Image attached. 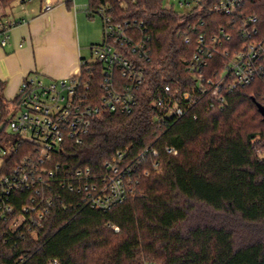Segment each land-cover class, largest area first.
Masks as SVG:
<instances>
[{
	"label": "trees",
	"instance_id": "obj_1",
	"mask_svg": "<svg viewBox=\"0 0 264 264\" xmlns=\"http://www.w3.org/2000/svg\"><path fill=\"white\" fill-rule=\"evenodd\" d=\"M17 1L0 0V5L8 8ZM220 1L203 3L211 8ZM103 4L113 8L118 22H136L145 36L150 58L146 82L132 114L103 115L82 146L69 147L67 167H91L100 174L117 151L136 157L151 148L159 156L147 159L143 170L149 175L141 176L135 194L107 212L61 191L43 226L26 232L24 240L6 242L0 231L1 261L264 264V77L226 95L222 109L210 107L211 96L202 94L190 114L162 128L155 121L159 90L198 88L189 64L201 36L209 42L226 30L234 39L225 47L236 52L244 45L241 33L232 30L233 18L203 7L178 13L163 0H90L89 6ZM238 14L239 25L246 17H257L254 39L264 40V0H246ZM225 65L216 56L203 72L214 77ZM3 91L0 82V106L6 108ZM167 148L177 154H168ZM154 161L160 163L158 169L152 168Z\"/></svg>",
	"mask_w": 264,
	"mask_h": 264
},
{
	"label": "built area",
	"instance_id": "obj_2",
	"mask_svg": "<svg viewBox=\"0 0 264 264\" xmlns=\"http://www.w3.org/2000/svg\"><path fill=\"white\" fill-rule=\"evenodd\" d=\"M163 1L169 9L179 7L191 12L203 7L210 13L230 16L232 30L241 33L245 43L236 52L225 47L234 39L226 30L209 42L200 37L199 50L189 64L198 88L185 93L171 86L159 90L153 105L155 121L161 128L190 114L202 94L211 96L210 107L222 109L226 95L264 77V40L254 39L258 18L246 17L240 25L236 22L246 0H221L211 8H206L203 0ZM70 3L76 13L85 9L88 16L102 17L104 39L90 49L95 62L80 59L77 75L45 80L36 73L29 74L17 96L7 101L9 106H0V231L6 242L12 238L18 243L25 239L26 232L41 228L61 191L78 195L81 204L101 212L125 203L135 194L141 176L149 175V170H143L147 159L159 156L151 148L136 157L127 150L117 151L104 163L100 174L91 167H67L69 147L82 146L98 119L105 114L130 115L139 107L150 62L145 36H141L136 22H118L109 4L91 8L78 7L76 0ZM43 4L44 12L57 5L51 0H43ZM13 26L0 22L3 47L9 43ZM216 56L226 61L225 69L206 77L203 70ZM166 151L177 154L175 149ZM151 166L158 169L160 163L154 161Z\"/></svg>",
	"mask_w": 264,
	"mask_h": 264
},
{
	"label": "crops",
	"instance_id": "obj_3",
	"mask_svg": "<svg viewBox=\"0 0 264 264\" xmlns=\"http://www.w3.org/2000/svg\"><path fill=\"white\" fill-rule=\"evenodd\" d=\"M44 12L43 0H21L11 7L0 5V22L13 24L7 46L0 43V82L4 97L13 100L23 79L38 74L45 80H60L80 71L83 48L75 29L76 12L70 0Z\"/></svg>",
	"mask_w": 264,
	"mask_h": 264
},
{
	"label": "rangeland",
	"instance_id": "obj_4",
	"mask_svg": "<svg viewBox=\"0 0 264 264\" xmlns=\"http://www.w3.org/2000/svg\"><path fill=\"white\" fill-rule=\"evenodd\" d=\"M90 0H76V5L82 7L89 5ZM168 3H165V7H168ZM75 17V29L77 35V41L80 47L83 48L82 58H85L88 62H95V58L91 54V47L99 45L103 42V20L102 17L96 14L94 17H89L85 9H78ZM174 11L182 14L190 12V9H180L175 7ZM258 153L261 155V151Z\"/></svg>",
	"mask_w": 264,
	"mask_h": 264
}]
</instances>
